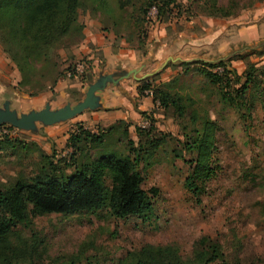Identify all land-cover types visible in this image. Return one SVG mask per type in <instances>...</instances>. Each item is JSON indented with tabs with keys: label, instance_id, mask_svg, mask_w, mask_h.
Segmentation results:
<instances>
[{
	"label": "rangeland",
	"instance_id": "obj_1",
	"mask_svg": "<svg viewBox=\"0 0 264 264\" xmlns=\"http://www.w3.org/2000/svg\"><path fill=\"white\" fill-rule=\"evenodd\" d=\"M149 1L134 0L122 9L116 0H80L77 23L86 27L88 18H97L101 30L112 33L114 44L123 42L141 56L149 38V43L158 38L152 36L154 29L165 31L160 40L174 49L179 34L188 39L187 71L168 74L172 81L165 86L161 82L166 76L161 74L144 80L152 85L149 90L159 87L181 97L183 114L172 105L162 108L158 101H150L138 118L121 124L117 119L86 126L74 119L65 121L59 133H50L51 127L41 124L35 132L16 131L15 145L0 148V182L34 175L45 163L41 154L64 167L63 160L71 155L78 161L112 151L134 159V147L143 188L158 189L152 212L145 217H115L101 209L31 218L8 238L16 254L14 258L7 254L13 260L9 264H61L70 259L77 264H115L146 243L174 244L183 258H190L203 236L219 244L224 264H264V0H167L170 4L163 10L157 4L145 7ZM244 31L247 40L241 37ZM83 39L70 36L65 39L67 47L57 48L61 72L42 91L32 93L18 85L20 73L14 65L19 74L17 81L12 79L14 105L20 109L23 99L40 93L53 107L74 103L84 90L81 83L88 79L91 53L100 56L92 48L88 53ZM77 64L84 65L83 73L69 75L68 69ZM252 65L257 85L245 92L248 104L223 101L222 91L233 95ZM202 66L223 74L230 84H213L195 70ZM146 94L151 97L147 90L142 95ZM113 124L116 129L107 135L105 130ZM79 128L105 134L104 139L101 144L81 141L73 146L70 137ZM204 139L208 148L200 146ZM155 142L158 146L153 148ZM204 152L210 153L206 162L212 174L196 196L185 180ZM62 169L69 173L72 167ZM0 264H6L1 257Z\"/></svg>",
	"mask_w": 264,
	"mask_h": 264
},
{
	"label": "trees",
	"instance_id": "obj_2",
	"mask_svg": "<svg viewBox=\"0 0 264 264\" xmlns=\"http://www.w3.org/2000/svg\"><path fill=\"white\" fill-rule=\"evenodd\" d=\"M120 8L132 4L134 0H116ZM171 2V0H169ZM167 0L149 1V5H159L158 9L168 7ZM159 3V4H158ZM80 0H0V43L6 56L14 63L20 73L18 85L27 86L30 92L42 91L59 76L60 64L56 61V50L67 47L65 39L70 36L82 38V24L77 23V10ZM146 9H142V13ZM160 12V11H159ZM37 64H39L37 66ZM187 71L188 62H182ZM216 64V66H220ZM215 66V65H214ZM69 67V66H68ZM255 66L245 73V80L233 95L223 90L221 97L226 103L241 106L248 104L245 92L257 85ZM218 87L228 85L221 73L197 67ZM237 76V75H236ZM170 82L161 84L169 85ZM152 86V85H151ZM149 81H142L138 87L139 94L149 91L152 102L158 101L162 108L173 106L177 114H183L181 97L173 95L167 89L159 87L150 89ZM250 105H248V108ZM118 124L123 123L118 120ZM116 125L109 126L105 132L111 134ZM126 133V131H124ZM105 134H94L79 128L70 137L72 145L84 141L101 144ZM17 139L7 134L0 137V148L14 146ZM158 143L153 144L156 148ZM203 148L209 146L207 139L202 140ZM75 149H80L76 147ZM131 151L135 158L118 156L114 152L89 154L85 160H75L74 155L63 160L64 167L53 162L46 155L45 163L38 167L31 177L17 176L13 180L0 182V257L6 264L13 260L7 254L16 257L10 248L8 238L20 223L29 222L31 218L50 213L62 215L82 211L95 212L107 209L115 217L136 215L145 217L153 210V199L158 194L154 186L144 189L143 177L137 169L138 150ZM208 152L202 154V161L196 162L192 173L185 183L196 196L200 185L212 174L207 166ZM72 167L69 173L62 168ZM199 184V185H198ZM16 261V260H15ZM61 264H77L70 259ZM115 264H224L223 253L219 244L203 236L197 242L190 258H183L174 244L146 243L127 253Z\"/></svg>",
	"mask_w": 264,
	"mask_h": 264
},
{
	"label": "crops",
	"instance_id": "obj_3",
	"mask_svg": "<svg viewBox=\"0 0 264 264\" xmlns=\"http://www.w3.org/2000/svg\"><path fill=\"white\" fill-rule=\"evenodd\" d=\"M263 28V27H262ZM158 33V34H157ZM151 34V33H150ZM152 36L158 37L152 43L144 48V52L138 55L133 49L126 47L123 42L119 45L113 43L111 32L101 30L97 18H88V24L82 28V38L88 43V53L90 49L100 51V56L92 59L88 68V79L81 83L84 86L82 93H77L74 103L66 102L63 105L53 107L46 102L44 93L36 97L23 99L19 105H14L12 100L14 96L12 79L18 80L19 74L14 64L6 56L0 47V111L8 109L16 115V118L28 116L32 113H44L50 121L35 119L30 124L16 127L9 122L3 124L16 128L17 131L27 133L35 132L37 125L41 124L49 128L48 132H62L66 127L65 121L74 120L79 125L93 124L106 125L117 119L126 120L139 117V110L149 104L151 97L139 94L138 87L146 79H153L157 74L165 77L161 84L172 81L167 76L171 72L177 74L184 70L182 62H188L186 54L188 53V39H183L179 34L178 43L174 49L173 44H167L163 39L165 31L156 29L152 31ZM158 35V36H157ZM246 31L241 36L247 40ZM61 67V65H60ZM160 84V83H159ZM145 92V91H144ZM150 97V98H149ZM62 123V124H60Z\"/></svg>",
	"mask_w": 264,
	"mask_h": 264
},
{
	"label": "water",
	"instance_id": "obj_4",
	"mask_svg": "<svg viewBox=\"0 0 264 264\" xmlns=\"http://www.w3.org/2000/svg\"><path fill=\"white\" fill-rule=\"evenodd\" d=\"M52 116L53 117L48 118V116H46L44 113H32L28 116H24L17 119L16 115L13 112L9 111L8 109H5L4 111H0V125L3 124V122H9L13 126L21 127L30 124L31 121L35 119L41 118L47 122L50 121L48 119H53L55 117H58L56 115H52Z\"/></svg>",
	"mask_w": 264,
	"mask_h": 264
},
{
	"label": "built area",
	"instance_id": "obj_5",
	"mask_svg": "<svg viewBox=\"0 0 264 264\" xmlns=\"http://www.w3.org/2000/svg\"><path fill=\"white\" fill-rule=\"evenodd\" d=\"M83 68H84L83 64H77L75 67L68 69V71H69L68 74L71 75V74H73L74 71H75V73L76 72H82ZM16 131H17L16 128H14L10 125H7V124H1L0 125V137L3 135H6V134L10 137H13L15 135Z\"/></svg>",
	"mask_w": 264,
	"mask_h": 264
}]
</instances>
